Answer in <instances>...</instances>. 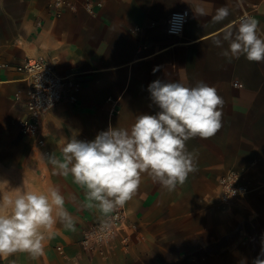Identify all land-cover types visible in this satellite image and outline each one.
<instances>
[{
	"label": "crops",
	"instance_id": "1",
	"mask_svg": "<svg viewBox=\"0 0 264 264\" xmlns=\"http://www.w3.org/2000/svg\"><path fill=\"white\" fill-rule=\"evenodd\" d=\"M51 0H0V214L10 208L4 197L19 192L47 194L55 187L65 198L74 230L57 219L43 255L17 252L0 264H253L264 259V190L256 189L228 205L219 201V179L234 173L250 187L264 183V63L243 56L231 62L217 47L229 25L248 13L259 21L264 38V0H65L55 17ZM90 4L87 10L85 4ZM206 15H195L196 7ZM221 7L229 16L214 23ZM187 10L179 36L168 35L172 12ZM40 58L59 76L81 83L75 102L63 101L41 125L44 149L19 133L25 115L22 75L13 66ZM203 81L224 99L222 127L210 139L187 142L196 171L168 191L147 175L122 208L126 230L105 253H86L81 232L104 217L87 200L86 190L57 174L47 156L62 159L66 138L93 140L109 125L130 128L140 114H155L148 85ZM110 99V100H109ZM47 151L45 155L43 151ZM48 236V233H45ZM123 235H128L123 242Z\"/></svg>",
	"mask_w": 264,
	"mask_h": 264
},
{
	"label": "clouds",
	"instance_id": "2",
	"mask_svg": "<svg viewBox=\"0 0 264 264\" xmlns=\"http://www.w3.org/2000/svg\"><path fill=\"white\" fill-rule=\"evenodd\" d=\"M195 15H206L196 7ZM227 7L216 10L212 17L219 23L229 16ZM228 47L221 53L229 62L246 58L249 62L264 63V38L259 21L241 16L235 29L229 25L217 47ZM155 114H140L130 128L109 125L93 140H80L76 135L66 138L62 159L49 154L47 159L57 174L71 175L73 182L86 190V197L105 220L104 229L111 225L112 214L130 201L141 184L142 174L168 191L183 185L190 173L196 171V157L188 151L187 142L194 138L210 139L222 127L224 99L215 87L203 81L186 86L180 81L159 79L148 85ZM3 205L10 208L0 214V257L17 252L32 257L43 255L44 242L51 238L57 219L74 230L75 221L65 209V198L53 187L47 194L34 191L19 192L4 197ZM48 233V236L45 235ZM253 264H264L259 256Z\"/></svg>",
	"mask_w": 264,
	"mask_h": 264
},
{
	"label": "built area",
	"instance_id": "3",
	"mask_svg": "<svg viewBox=\"0 0 264 264\" xmlns=\"http://www.w3.org/2000/svg\"><path fill=\"white\" fill-rule=\"evenodd\" d=\"M65 5H68L65 0H51L49 9L55 17H59ZM85 7L91 11L89 3H86ZM244 15L250 16L248 13L241 16ZM188 17L187 10L172 12L166 22V33L172 36L181 35ZM239 18L236 23H238ZM0 67H9V65L3 64ZM13 69L22 75L21 80L25 85L23 94H14V99L17 101L24 100L25 105V115L18 120L19 133L22 136L34 137L36 146L44 149L45 143L41 136V125L45 115L63 101L75 102L76 95L81 89V83L74 75L59 76L52 65L40 58H25L14 65ZM43 152L48 155L47 151L44 150ZM219 184V201L223 205L230 204L252 190H264V183L250 187L241 182L234 173H228L221 177ZM110 215L114 219L108 229L102 227L104 217L101 222L93 224L81 232L79 244L84 252L102 256L111 241L126 230L124 209H117ZM127 239L128 235H123V242H126Z\"/></svg>",
	"mask_w": 264,
	"mask_h": 264
}]
</instances>
